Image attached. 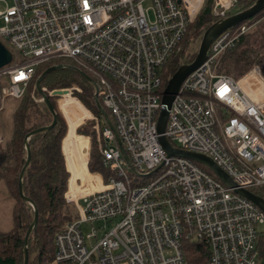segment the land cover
<instances>
[{
	"label": "built area",
	"instance_id": "obj_1",
	"mask_svg": "<svg viewBox=\"0 0 264 264\" xmlns=\"http://www.w3.org/2000/svg\"><path fill=\"white\" fill-rule=\"evenodd\" d=\"M202 2L0 0V41L11 51L10 61L0 66V97H20L37 64L67 57L94 80L114 129L90 116L107 178L89 172L87 191L66 193L77 216L53 234L56 264H183L182 240L205 245L207 264H263L257 225L264 213L234 188L264 190V77L254 64L246 72L255 82L246 89L239 78L212 69L215 57L248 25L212 38L204 60L173 94L163 130H157L162 66L179 49ZM235 2L212 0L211 13L224 17ZM65 88L68 94L79 89ZM42 90L52 95V89ZM160 135L210 157L233 185L189 157L167 153ZM87 148L81 149L83 160ZM83 222L95 225L83 234Z\"/></svg>",
	"mask_w": 264,
	"mask_h": 264
},
{
	"label": "trees",
	"instance_id": "obj_2",
	"mask_svg": "<svg viewBox=\"0 0 264 264\" xmlns=\"http://www.w3.org/2000/svg\"><path fill=\"white\" fill-rule=\"evenodd\" d=\"M253 2L254 0H236L226 14L232 13L233 8L235 12ZM211 5L212 0H203L180 40L179 49L173 52L163 64L162 87L179 64L189 62L193 58L195 52L187 51L191 41L201 36L202 31L210 23L220 18L211 13ZM243 23L248 25V28L238 35L232 45L215 57L212 69L217 73H225L240 79L253 63H257L264 76V5L253 15L229 28L234 30ZM55 63H60L62 66L44 74L40 80L41 88L54 89L78 85L80 90H74L73 93L100 121L103 118L93 98V84L76 69L68 66L73 65L69 58L54 57L36 65L22 95L16 98L11 113L9 136L0 143V184L12 201L13 220V225L9 229L0 230V264H22L21 242L25 229L33 217L34 208L19 196L17 190L18 173L26 158L25 143L28 146L29 159L21 174V191L32 201L37 212L36 223L26 238L25 246L28 255L26 264H56L53 260V234L65 222L77 216L74 205L66 202L64 198L70 173L62 147L67 125L57 109L55 95L47 94L56 113L54 123L49 128L31 133L24 140L28 131L48 125L52 120L51 112L35 88V79L45 67ZM252 77L249 73L240 82L246 84ZM3 82L4 77H0V86ZM97 99L101 105L100 99ZM104 110L108 113L106 109ZM92 123L93 120L89 119L86 127L79 125L75 130L89 138L88 157L85 161L87 169L92 172L99 171L102 179L105 180L108 169L101 164ZM99 125L103 127L106 123L100 122ZM79 139L80 137L74 134L70 143L78 147ZM196 163L211 173L203 164ZM250 190L264 198L263 187L255 185L251 186ZM181 246L184 255L183 264H207L208 251L205 245L194 240H182ZM258 248L260 256L264 259V234L259 237Z\"/></svg>",
	"mask_w": 264,
	"mask_h": 264
},
{
	"label": "water",
	"instance_id": "obj_3",
	"mask_svg": "<svg viewBox=\"0 0 264 264\" xmlns=\"http://www.w3.org/2000/svg\"><path fill=\"white\" fill-rule=\"evenodd\" d=\"M263 5H264V0H254V2L252 4H250L249 6L243 8V9L237 10L235 12L229 13V14L225 15L224 17H221V18L213 21L202 31L200 39H199V43H198V46H197V49H196V52H195L193 58L189 62H184V63L179 64L178 67L173 71V73L167 78L166 83L162 89V94L160 97V104L161 105H160V108L158 111L157 123H156L157 130L159 132H161L163 130L164 123H165L166 116H167V109L169 107V104H170V101L172 99L173 94L177 90V88H178L181 80L183 79V77L204 60V58L206 56L207 48H208L209 43L212 40V38L215 35H217L220 31L235 25L236 23H238L239 21H241L244 18H247L248 16L253 15L258 10H260L263 7ZM10 59H11L10 49L8 47H6L0 41V66L8 63L10 61ZM61 66H62V64H60V63L48 65L36 77L35 88L39 92L42 100L44 101L47 108L51 112L52 120L48 125L39 126V127L33 128L30 131H28L24 136V140H26L27 136L30 135L31 133H33L37 130L49 128L54 123L56 113H55V110L53 109V107L50 103L48 96L44 93V91L42 90V88L40 86V80L44 76V74L47 73L49 70L54 69V68H59ZM68 66L76 69L81 75H83L88 81H90L93 84V86H95L94 80L86 72L77 68L74 65H68ZM65 92H67V89L65 87L52 89V94H62ZM93 98H94L96 106L98 107L99 111L101 112V115L105 119L107 125L113 129V125L111 124V122L107 116L106 111L103 109V107L98 102L95 89L93 92ZM114 135H115L117 145H118L122 155L124 156L125 159H127L128 157L125 154V151H124V149L120 143V140H119V138L115 132H114ZM158 140H159L161 146L166 150L167 153H174V154L189 157V158L197 161L198 163L203 164L205 167H207L222 182H224L228 185H233V181H232L231 177L225 171H223L218 165H216L214 163V161L210 157H208L207 155H205L203 153H199V152H193V151L185 150V149H182L180 147H176V146L172 145L166 139V137L163 135H160ZM25 147H26V158H25V161L22 164V166L19 170V173H18L17 190H18L19 196L22 199L28 201L32 205V207L34 208V211H33L32 220L28 224V226L26 227L25 232L23 234L22 242H21L22 252H23L22 264H26V262H27L28 255H27V250H26V246H25L26 238H27L28 232L36 223V214H37L36 208H35L34 204L32 203V201L30 199H28L25 195H23V193L21 191L20 178H21V174L24 170V167L26 166L28 159H29V150H28V146L26 143H25ZM234 190L236 192L242 194L243 196L247 197L248 199H250L264 213V198H262L261 196L253 193L251 190L246 189V188H234ZM263 264H264V262H263Z\"/></svg>",
	"mask_w": 264,
	"mask_h": 264
},
{
	"label": "rangeland",
	"instance_id": "obj_4",
	"mask_svg": "<svg viewBox=\"0 0 264 264\" xmlns=\"http://www.w3.org/2000/svg\"><path fill=\"white\" fill-rule=\"evenodd\" d=\"M144 4H146V2ZM232 10L234 12V8ZM199 39H200V36L196 37L194 40L191 41V44L189 45V49L187 50L189 53L196 52V49H197V46H198V43H199ZM1 40H2V42L4 44L7 45V43L5 42L4 38H1ZM254 64L259 66V64L253 63L249 68H251ZM259 70H260V66H259ZM260 73H261V71H260ZM256 81H257L256 85H261L262 84L261 81H258V80H256ZM249 82L250 81H248L244 85L249 86L248 85ZM252 82H253V80H252ZM75 86L78 87V85H75ZM74 90L75 91H79L80 88L77 89V90L76 89H71V92L69 94L68 93H62V97L69 96V97L75 98L78 101V103H79V105L81 107L75 106V105H72V106L67 105L66 106L65 104H64V106L61 105V100H60L62 98L61 95H55V103H56V106H57V109H58L59 113L62 115V117L64 118V120L66 122L67 130H68L69 123L70 122H75V120L77 119L78 122L75 123L74 132L76 133V135H79L80 133L76 132L75 128L77 126H79V125H82V126L86 127L88 125L87 124L88 120L91 119V118L88 119V117H84V115H86L85 114L86 110L89 113H91V116H96V115L93 114L92 111L80 101V99L73 93ZM1 99H2V102H1ZM0 102L2 103V106L0 107V143H1L9 136L10 129H11V113H12L13 107H14V105L16 103V98H13L11 96L3 97V98L0 97ZM1 103H0V105H1ZM79 117H83V118L78 119ZM92 124H91V127H92ZM67 130H66V132H67ZM94 137H95V143H97L95 131H94ZM88 148H89V146H88ZM79 150H78V152H79ZM80 152H79V154H80ZM73 156H74V159L72 158L73 162L76 163V160H75L76 159V155L74 154ZM87 157H88V151H87V154H86V159H87ZM86 159L84 160V165L85 166H86V164H85ZM85 168H86L85 170L87 172H92V171H89L87 169V167H85ZM95 172H99V171H95ZM78 177L74 179V181H73V189H72L73 191H75L74 193L76 195H80L82 193V190L84 188L85 189L87 188L86 184L84 182L86 180L85 175L84 174L80 175L79 179H78ZM87 177H88V175H87ZM151 177H153V174L147 176L146 179H149ZM68 189H69V186H68V183H67V189L65 191V195H66ZM87 190L88 189H86L85 191H87ZM64 198H65V196H64ZM65 201L69 202V203L71 202L73 204L72 200L67 201L65 199ZM11 202H12L11 199L6 195L5 191L3 190V188H1V184H0V230H7L13 225ZM74 208H75V206H74ZM93 225H95L94 222H91L90 224L88 222L81 223L80 228L82 230V233L84 234L87 231H89L90 227L93 226ZM257 228H258V230H261L262 234H264V222L259 223L257 225ZM97 234L99 235V234H101V232H98Z\"/></svg>",
	"mask_w": 264,
	"mask_h": 264
},
{
	"label": "crops",
	"instance_id": "obj_5",
	"mask_svg": "<svg viewBox=\"0 0 264 264\" xmlns=\"http://www.w3.org/2000/svg\"><path fill=\"white\" fill-rule=\"evenodd\" d=\"M248 73H251V71H248L243 77H241L239 79V81H241ZM253 78V77H252ZM253 81L255 82V79H253ZM261 83H262V80H260ZM252 82V79H250V82L249 84H251ZM246 89H248L249 86L247 85H244ZM263 89H264V86H263ZM61 105L64 106V104L67 106H72V105H75V106H79V103L78 101L75 99V98H72V97H62L61 99ZM86 115H84V117H88V119L90 118L91 116V113H89L87 110H86ZM83 117H79L78 119H81ZM77 119L75 120V122H70L69 123V126H68V131L64 137V143L62 142V147H63V150L65 148V158H66V161H67V167L69 169V179H68V182H69V189L67 190V193H69L72 189H73V181L75 178H77L78 176V179L80 178V175H88L89 172H87L85 169V165H84V160H83V156L84 154H81L82 151V147L83 145H87V147L89 146V138L88 136H86L85 134L83 135H76V133L74 132V126H75V123H77ZM74 134L78 137H80L77 145L78 147H75L73 144L70 143L71 139L73 138ZM64 144V145H63ZM80 149V150H79ZM75 150V151H74ZM80 154H79V152ZM76 152V153H75ZM78 153V154H77ZM76 155V163L73 162V159H74V156L73 155ZM73 158V159H72ZM91 173V172H90ZM79 181V180H78Z\"/></svg>",
	"mask_w": 264,
	"mask_h": 264
},
{
	"label": "bare ground",
	"instance_id": "obj_6",
	"mask_svg": "<svg viewBox=\"0 0 264 264\" xmlns=\"http://www.w3.org/2000/svg\"><path fill=\"white\" fill-rule=\"evenodd\" d=\"M248 74H249V73H248ZM248 74H247V75H248ZM245 77H246V76H245ZM238 81H239V80H238ZM239 82H240V81H239ZM240 83H241V82H240ZM241 84H242V83H241Z\"/></svg>",
	"mask_w": 264,
	"mask_h": 264
}]
</instances>
